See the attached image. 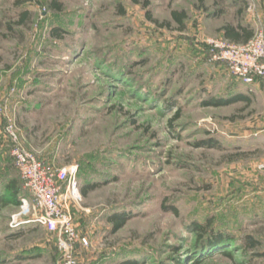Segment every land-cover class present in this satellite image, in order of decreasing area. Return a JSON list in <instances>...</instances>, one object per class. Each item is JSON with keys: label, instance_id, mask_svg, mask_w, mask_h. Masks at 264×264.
Here are the masks:
<instances>
[{"label": "rangeland", "instance_id": "obj_1", "mask_svg": "<svg viewBox=\"0 0 264 264\" xmlns=\"http://www.w3.org/2000/svg\"><path fill=\"white\" fill-rule=\"evenodd\" d=\"M54 1L0 0V264H63L52 230L14 222L39 211L16 144L62 172L81 264H264V81L240 82L207 44L240 7L264 31V0ZM243 90L251 103L203 104ZM195 223H210L202 240Z\"/></svg>", "mask_w": 264, "mask_h": 264}, {"label": "built area", "instance_id": "obj_2", "mask_svg": "<svg viewBox=\"0 0 264 264\" xmlns=\"http://www.w3.org/2000/svg\"><path fill=\"white\" fill-rule=\"evenodd\" d=\"M207 44L212 50V61L226 62L242 83L253 85L256 81H264L263 30L257 31L246 43L211 38ZM7 129L12 142L16 143V132L13 128ZM12 152L16 166L25 180V188L32 192L39 206L36 214L27 215L23 220L15 218L14 222L17 225L35 223L48 227L56 235V246L62 253L63 264H81L76 248L79 244L86 246L89 243L87 238L80 236L72 214L62 207V187L59 181L62 172L48 168L43 161L18 144L13 146ZM68 189L72 197H78L75 185L70 184Z\"/></svg>", "mask_w": 264, "mask_h": 264}, {"label": "trees", "instance_id": "obj_3", "mask_svg": "<svg viewBox=\"0 0 264 264\" xmlns=\"http://www.w3.org/2000/svg\"><path fill=\"white\" fill-rule=\"evenodd\" d=\"M241 2H242L241 0H233L232 3H233V5H240L241 6ZM54 4L55 5H59L57 3V0L54 1ZM242 13H243V8L240 7L238 9V17L236 18V20L229 21V22L225 23L223 25V27H222L224 38H226L227 40H229L231 42H234V43H246L249 40H251L253 38V36L255 35V33H256L254 28L251 26V24L243 22V20L240 17V15H242ZM221 14H223L222 10H220V12H218L216 15H221ZM174 15L178 18V20L180 22L183 21V15L182 14L178 15L177 12H174ZM60 31L61 30L59 28H54L53 33L57 34V35H60L59 34ZM209 48H210L211 59H212V50H211L210 46H209ZM251 95H252L251 91H248V90L247 91L243 90V91L238 92L236 94L229 95L228 97H215V96L211 95V96L207 97V100H205L203 102V104L207 105V106H216V107L230 105V104L238 102V101H246L247 104H249V103H251V100H252ZM204 142H206V141H204ZM207 146L220 148V142L218 140L212 138V139L207 140ZM99 185L100 184L96 183V182H88L82 188L83 194L84 195H88V193L90 192L91 189H94V188H96ZM12 195H13V197H15L14 201L17 204L20 203L19 200H16V198L18 196V190L17 189H15L13 191ZM0 200H5L6 201L7 199H5L2 196V197H0ZM110 219H111V222L113 224V229H114V232H115V231L121 229L124 226V224L126 223V220L128 219V216L125 213H121V214H117V215L113 216ZM208 224H209L208 226L206 224H201V223H195L194 224V228H195V230H197L201 240L205 237V235H207L206 233H207V230H208V228L210 226V223H208ZM217 236H219V237L214 239L215 243L212 244V245H214L215 249H217V250L223 249V250L220 251L223 254L230 255L229 252H227L226 247L233 246L234 237H232L230 235H224L223 236L222 233L217 235ZM247 239H246L247 240V242H246L247 245L246 246H248V248L256 246L257 240L255 238H253L252 236H248ZM224 243L226 244V246L224 245ZM124 264H133V263L130 262V261H125Z\"/></svg>", "mask_w": 264, "mask_h": 264}, {"label": "crops", "instance_id": "obj_4", "mask_svg": "<svg viewBox=\"0 0 264 264\" xmlns=\"http://www.w3.org/2000/svg\"><path fill=\"white\" fill-rule=\"evenodd\" d=\"M263 90H264V85L261 82L256 84L255 88H252V91L257 92L258 94H260V92L263 93ZM262 139H263V145H264V134H263Z\"/></svg>", "mask_w": 264, "mask_h": 264}]
</instances>
